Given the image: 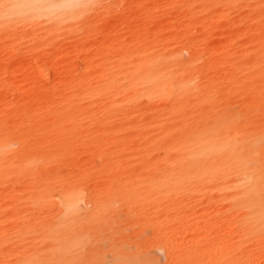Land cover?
Instances as JSON below:
<instances>
[{
	"label": "bare ground",
	"instance_id": "obj_1",
	"mask_svg": "<svg viewBox=\"0 0 264 264\" xmlns=\"http://www.w3.org/2000/svg\"><path fill=\"white\" fill-rule=\"evenodd\" d=\"M0 0V264H264V0Z\"/></svg>",
	"mask_w": 264,
	"mask_h": 264
},
{
	"label": "clouds",
	"instance_id": "obj_2",
	"mask_svg": "<svg viewBox=\"0 0 264 264\" xmlns=\"http://www.w3.org/2000/svg\"><path fill=\"white\" fill-rule=\"evenodd\" d=\"M81 0H16V10L21 14H32L34 11L47 12L53 15H69L80 10Z\"/></svg>",
	"mask_w": 264,
	"mask_h": 264
}]
</instances>
